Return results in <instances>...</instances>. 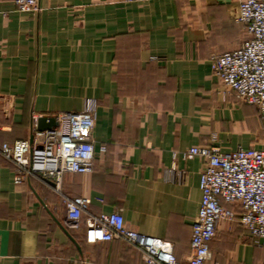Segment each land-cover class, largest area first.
Returning a JSON list of instances; mask_svg holds the SVG:
<instances>
[{
    "label": "crops",
    "instance_id": "0c3cea01",
    "mask_svg": "<svg viewBox=\"0 0 264 264\" xmlns=\"http://www.w3.org/2000/svg\"><path fill=\"white\" fill-rule=\"evenodd\" d=\"M238 3L39 0L30 13L0 0V143L32 142L38 116L79 111L86 98L98 106L90 172L15 184L16 165L0 153V264H145L136 247L85 226L88 215L115 209L127 226L173 243L178 259L188 256L204 160L181 152L211 142L264 149V118L210 66V54L247 37ZM73 196L104 201L67 229L63 199ZM241 233L232 232V264H262L264 248Z\"/></svg>",
    "mask_w": 264,
    "mask_h": 264
},
{
    "label": "built area",
    "instance_id": "2783aa9c",
    "mask_svg": "<svg viewBox=\"0 0 264 264\" xmlns=\"http://www.w3.org/2000/svg\"><path fill=\"white\" fill-rule=\"evenodd\" d=\"M11 1L23 12L40 10L39 0ZM235 20L245 25L247 37L232 50L210 54L211 70L238 100L256 106L264 118V0H239ZM97 108L95 99L86 98L81 110L54 114L56 126L52 129L38 131L34 126L32 142H1L0 153L16 165L13 182L21 184L36 175L57 185L65 173L90 172L95 157ZM181 156L204 160L199 177L200 205L191 225L186 258L175 256L173 243L127 226L120 209L88 215L85 226L96 230L101 241L118 239L136 247L145 264H218L212 257L210 242L221 220L237 221L251 241L264 248V149L238 147L222 151L211 142L189 146ZM103 201L100 196L64 198V227L78 228L90 204Z\"/></svg>",
    "mask_w": 264,
    "mask_h": 264
},
{
    "label": "rangeland",
    "instance_id": "374dc122",
    "mask_svg": "<svg viewBox=\"0 0 264 264\" xmlns=\"http://www.w3.org/2000/svg\"><path fill=\"white\" fill-rule=\"evenodd\" d=\"M223 228L217 231V235L213 240L212 257L218 262V264H232L233 252L235 248L236 239L232 236L233 230H239L241 233V241L248 242L249 236L245 229L237 221H223ZM251 249V252L255 254L257 251ZM258 253L261 254L260 251ZM264 264V260L263 263Z\"/></svg>",
    "mask_w": 264,
    "mask_h": 264
},
{
    "label": "water",
    "instance_id": "95a60500",
    "mask_svg": "<svg viewBox=\"0 0 264 264\" xmlns=\"http://www.w3.org/2000/svg\"><path fill=\"white\" fill-rule=\"evenodd\" d=\"M34 125L36 130L38 131L49 130L56 126V120L54 116L42 115L36 118ZM31 141H32V137H31Z\"/></svg>",
    "mask_w": 264,
    "mask_h": 264
}]
</instances>
